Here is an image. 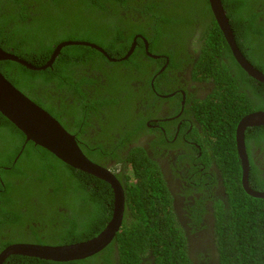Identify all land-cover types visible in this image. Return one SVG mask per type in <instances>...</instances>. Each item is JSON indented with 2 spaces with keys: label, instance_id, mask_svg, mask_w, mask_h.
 <instances>
[{
  "label": "trees",
  "instance_id": "1",
  "mask_svg": "<svg viewBox=\"0 0 264 264\" xmlns=\"http://www.w3.org/2000/svg\"><path fill=\"white\" fill-rule=\"evenodd\" d=\"M29 1L0 0V47L36 67L43 66L56 46L66 40L94 42L105 48L111 58H120L126 55L135 37L142 35L151 43V51H155L154 48L162 42L168 47L169 43L176 46L169 50L166 47L164 51L167 55L173 54V60L175 56L187 52L186 40L192 37L197 44V52L201 54L198 55L199 61L205 55L211 56V64L218 66L219 57L226 56L247 84H261L264 90V83L251 77L235 59L211 11L209 0H194L195 4L189 2L188 6H184L183 0H55L53 9L41 12L45 15L43 19L19 16L22 10H33ZM222 3L240 50L264 73V0H222ZM189 6L194 9L191 11ZM171 7L180 8L181 13L172 11ZM194 10H198L196 15L192 13ZM117 40L125 42L119 43ZM137 42L133 54L118 63L109 61L89 46L73 45L64 47L52 67L45 70H32L6 60L0 61V71L34 102L54 113L51 104L43 103L44 98H55L52 94L55 90L49 86L52 80H56V86L60 89L69 81L66 72L74 69L71 67L109 62L104 78L108 81L106 90L109 91V102L114 107L122 96L119 90H114L116 80L130 83L136 79L138 71H143L145 75L148 73L145 68L150 69L153 64L146 54L144 40L138 37ZM198 68L215 92H236L245 101L244 106L238 109V115L222 111L211 118L212 122L208 118L203 119L207 129L211 130L210 134L217 136L214 146L218 151L217 164H224L218 165L219 170L228 172L234 186L238 185L232 195L235 206L225 210L221 208L216 213L217 254L214 264H264V199L246 193L240 184L239 164L237 167L228 166L225 161L232 154L235 160L238 159L235 130L240 119L248 113L245 108L247 95L240 91L241 86L234 71L226 66L219 70L230 77L226 80L216 79L215 75H211L213 71L201 63ZM120 69L127 72V76L121 75ZM145 76L139 75L137 78ZM214 80L218 85L215 86ZM137 110L134 108L131 115L137 116ZM257 129L260 133L264 132V125L252 130L258 132ZM132 133L134 142L139 135L134 131ZM7 142L11 151L5 159L0 160V225L5 221L17 227L15 223H22L24 214L15 206H23L22 202L27 203L30 196H37L48 214L65 221L64 230L59 235L64 244L88 240L107 226L114 203V192L108 183L65 164L33 142H26L25 135L0 113V144ZM200 145L205 158L207 149ZM80 147L88 158L105 167L111 160L114 161L111 169L118 172V178L123 179L125 192L122 227L105 249L90 257L66 263L31 257L36 264H142L146 258L152 264H193L187 252V238L173 210V196L158 161L146 157L137 146L117 144L108 149L98 143L95 151L86 150L82 144ZM184 147L192 150L188 145ZM102 151L108 156L112 153L113 158L105 163L103 158L94 156L95 152ZM122 164L123 170L119 173ZM7 166L10 169H6ZM17 173L22 180L7 179V176ZM4 205H8L7 210H3ZM33 210L34 206H28L25 214ZM195 212L194 217L199 218V212ZM26 219L19 229H26L29 223ZM196 221L200 225L201 219ZM15 242L16 238L1 239L0 254L8 246L19 244ZM9 257L13 261L20 259L16 255ZM12 260L10 264H18Z\"/></svg>",
  "mask_w": 264,
  "mask_h": 264
},
{
  "label": "flooded vegetation",
  "instance_id": "2",
  "mask_svg": "<svg viewBox=\"0 0 264 264\" xmlns=\"http://www.w3.org/2000/svg\"><path fill=\"white\" fill-rule=\"evenodd\" d=\"M29 2L33 10H22L19 12V16L43 19L45 15L41 12L44 9L55 7V0H30ZM182 2H184V6H188L189 2L195 4L194 0H183ZM66 4L68 3L66 2ZM170 9L181 13L180 8L171 7ZM193 9L191 7V11ZM192 13L196 15L198 10H194ZM236 34L238 36L240 34L238 29ZM137 36L144 40L146 54L153 60V64L150 69L149 67L145 68L148 72L145 73L146 76L143 71H138L136 79L130 83L116 80L117 87L114 90H119L122 96L119 97L120 101L118 100L119 102L114 107L109 102V91L106 90L108 81H105L104 78V74H106L104 71L107 70V66H110L109 62H91L87 66L71 67L74 69L66 72L69 81L60 89L56 86V80H52L49 86L55 90L52 91L55 98L53 100L44 98L43 103L51 104L54 113L37 104L55 117L67 131L75 136L79 145L85 146L86 150L95 151L98 143L104 144V148L108 149L117 144L118 146H137L143 150L146 157L149 156L158 161L164 180L174 199L176 220L187 238L189 257L193 264H214L217 254L215 246L216 213L223 207L230 209L235 206L232 195L235 194L238 185L234 186L228 172L221 175L219 164H217L218 151L214 147L217 139L210 134L211 130L207 129L203 119L208 118L212 122L211 118L222 111L224 113L230 111L232 114L238 115V109L244 106L245 101L236 92L224 94L215 92L211 83L207 81L204 74H201L198 64L201 63L209 68V71L212 70L214 74L211 75H215L216 79L230 78L226 77V72L220 73L219 70L223 66L234 71L241 86L240 91L247 95L245 108L248 113L243 117L264 110V90L261 84L257 83L256 86L247 84L226 56L219 57L217 61L220 64L218 66L211 64V56L205 55L204 59L199 61L198 55L201 54L197 52V44L192 37L186 40L187 52L175 56L176 59L172 60L171 55L173 54L167 55L164 51L166 47L169 50L176 46L173 47L169 43L168 47L165 42H162L155 48L153 46L155 51H151V43L147 38L142 35ZM117 41L125 42V40ZM136 44L138 45V42ZM102 49L109 55L105 48ZM103 55L105 56V54ZM124 58V56L112 58L111 62L118 63V61L122 62L128 59ZM262 66L264 67V65ZM120 74L127 76V72L123 69H120ZM139 75L145 77L137 78ZM216 85L218 84L215 81ZM116 92L118 93V91ZM134 108L138 109L137 116L131 115ZM253 128H248L245 133V148L250 171L248 183L251 189L264 192V132L260 133L258 129L256 132L252 130ZM133 131L139 135V139L134 142ZM200 143L207 149L205 158ZM185 145L195 152L187 150ZM10 151L11 146L8 142L0 144V160L5 159L6 154ZM94 154V156L106 160L105 163L113 158L112 153L108 156L103 151ZM236 155L237 160L233 154L225 160L237 166V161L241 162L239 158L241 155L237 150ZM113 164L115 163L111 160L106 167L117 175L118 172L115 173L111 169ZM6 169H10V167L7 166ZM122 170L123 164L119 173ZM7 179L16 181L22 180V177L17 173L7 176ZM118 180L123 183V179L118 178ZM240 183L243 186L242 181ZM122 186L124 188L123 184ZM22 204L23 206L16 205L15 207L19 208L21 213L23 212L25 219L27 217L26 220L29 223L26 224V229H19V226L25 222L24 218L22 223H15L17 227L10 225L11 222L4 221L0 225V240L16 238L17 242L15 243L45 246L65 245L59 238L60 233L64 230L65 221L59 220L60 217L48 214L42 207L41 198L30 196L27 203L22 202ZM9 205H13V203ZM31 205L35 210L25 214V208ZM114 206L113 203L112 215ZM7 209L8 205H4L3 210ZM195 211L199 212V218L194 217ZM197 219H201L200 225H198ZM18 238H23V240ZM16 256H20L17 257L20 259L13 261L9 257L4 264H10L11 260L18 264H36L35 259L31 257ZM152 263V261H148V258L142 262V264Z\"/></svg>",
  "mask_w": 264,
  "mask_h": 264
},
{
  "label": "water",
  "instance_id": "3",
  "mask_svg": "<svg viewBox=\"0 0 264 264\" xmlns=\"http://www.w3.org/2000/svg\"><path fill=\"white\" fill-rule=\"evenodd\" d=\"M213 15L229 43L238 62L248 73L259 81L264 82V75L249 65L235 44L232 28L226 16L221 0H209ZM89 46L103 52L110 60L106 52L96 44L85 41H64L56 46L49 60L40 67L30 64L25 59L6 52L0 47V61H14L32 70H45L52 67L62 49L66 46ZM135 42L126 58L134 50ZM0 113L12 122L26 137V142L31 141L55 155L65 164L94 175L111 185L115 196L112 219L107 227L95 238L64 246H44L31 244H14L7 247L0 254V264L11 255H23L55 262L74 261L90 257L111 243L123 223L125 197L123 186L107 167L97 164L81 150L75 136L67 131L49 112L15 87L0 71ZM264 111L253 113L243 117L237 127L236 139L242 159V184L245 191L256 197L264 199V192H256L248 183V159L245 150V132L249 126H263Z\"/></svg>",
  "mask_w": 264,
  "mask_h": 264
},
{
  "label": "bare ground",
  "instance_id": "4",
  "mask_svg": "<svg viewBox=\"0 0 264 264\" xmlns=\"http://www.w3.org/2000/svg\"><path fill=\"white\" fill-rule=\"evenodd\" d=\"M222 1V0H221ZM210 3V2H209ZM222 5H223V3H222ZM211 7V6H210ZM224 8V7H223ZM225 9V8H224ZM211 11H212V9H211ZM226 11V10H225ZM226 16H227V11H226ZM227 18H228V16H227ZM228 20H229V23H230V19L228 18ZM230 25H231V23H230ZM231 28H232V26H231ZM232 33H233V37H234V41H235V44L237 45V47H238V50L240 51V53H241V55L244 57V59L246 60V62L249 64V65H251L254 69H256L258 72H260V73H262L263 75H264V73L262 72V71H260L259 69H257L247 58H246V56L242 53V51L240 50V48H239V45H238V43H237V40H236V37H235V34H234V32H233V29H232ZM137 38H138V36L137 37H135V39H134V42H135V46H134V50H135V47H136V42H137ZM85 42H88V41H85ZM133 42V43H134ZM90 43H92V42H90ZM93 44H96V43H93ZM229 44V43H228ZM97 45V44H96ZM133 45V44H132ZM99 46V45H98ZM99 47H101V46H99ZM130 50H131V48H130ZM130 50L128 51V53L130 52ZM231 51H232V49H231ZM100 52V51H99ZM134 51H132V53H133ZM101 53H103V52H101ZM127 53V54H128ZM131 53V54H132ZM232 53H233V51H232ZM104 54V53H103ZM107 54V53H106ZM131 54H130V56H131ZM108 55V54H107ZM233 55H234V53H233ZM106 56V55H105ZM109 57H110V55H108ZM107 57V56H106ZM124 57H126V55L124 56ZM234 57H235V55H234ZM108 58V57H107ZM111 58V57H110ZM109 59V58H108ZM112 59V58H111ZM235 59H236V57H235ZM110 60V59H109ZM237 60V59H236ZM110 61H112V60H110ZM237 62H238V60H237ZM239 63V62H238ZM31 64V63H30ZM239 65H241L240 63H239ZM241 67L248 73V71L241 65ZM249 74V73H248ZM250 75V74H249ZM251 76V75H250ZM252 77V76H251ZM254 78V77H253ZM254 79H256V78H254ZM257 80V79H256ZM259 81V80H258ZM259 82H261V83H264V82H262V81H259ZM262 111H264V110H262ZM262 111H258V112H262ZM258 112H255V113H258ZM253 114V113H252ZM250 115V114H249ZM242 119V118H241ZM240 119V120H241ZM240 122V121H239ZM239 122L237 123V127H238V124H239ZM237 127H236V130H235V135H236V131H237ZM250 127H256V126H249L248 128H250ZM247 128V129H248ZM209 130V129H208ZM246 133V132H245ZM215 138L217 139V136H215ZM235 142H236V144H237V139H236V136H235ZM80 146V145H79ZM81 148V147H80ZM82 150V149H81ZM236 150L238 151V153H239V149L238 148H236L235 149V153H236ZM83 151V150H82ZM86 155V154H85ZM226 161V160H225ZM227 162V161H226ZM98 164V163H97ZM100 165V164H99ZM219 165H224L223 164V162H221V164L219 163ZM227 165L228 166H230V163H228L227 162ZM249 169H248V174H249ZM118 178V177H117ZM121 183V182H120ZM121 184H123V183H121ZM123 191H124V188H123ZM124 197H125V192H124ZM114 203H115V196H114ZM172 206H173V210H174V212H175V204H174V200L172 201ZM221 210H225V208L223 207ZM176 213V212H175ZM111 219H112V217H111ZM123 219H124V216H123ZM111 221V220H110ZM109 221V222H110ZM109 222H108V224H109ZM107 224V225H108ZM123 224V223H122ZM107 227V226H106ZM105 227V228H106ZM122 227V226H121ZM104 228V229H105ZM103 229V230H104ZM121 229V228H120ZM102 230V231H103ZM101 231V232H102ZM119 232V231H118ZM117 232V233H118ZM99 235V234H98ZM98 235H96V236H98ZM117 235V234H116ZM115 235V236H116ZM96 236H94V237H92V238H90V239H88V240H91V239H93V238H95ZM115 238V237H114ZM88 240H85V241H88ZM113 241V240H112ZM111 241V242H112ZM82 242H84V241H82ZM78 243H80V242H78ZM19 244H23V243H19ZM72 244H76V243H72ZM14 245V244H13ZM31 245H34V244H31ZM65 245H70V244H65ZM11 246V245H10ZM45 246V245H44ZM62 246H64V245H62ZM9 247V246H8ZM4 251V250H3ZM2 251V252H3ZM1 252V253H2ZM6 261V260H5ZM5 261H4V263H5ZM55 262V261H54ZM64 262H71V261H64ZM3 263V264H4Z\"/></svg>",
  "mask_w": 264,
  "mask_h": 264
},
{
  "label": "clouds",
  "instance_id": "5",
  "mask_svg": "<svg viewBox=\"0 0 264 264\" xmlns=\"http://www.w3.org/2000/svg\"><path fill=\"white\" fill-rule=\"evenodd\" d=\"M236 148H238V147H237V144H236ZM245 150H246V148H245ZM239 158H240V160H241V162H240L241 164H240L238 161H237V163L239 164V167H240V170H241V171H240V177H241V181H242V174H243V170H242V159H241V157H239ZM230 164H231V165H234V164H232V163H230ZM235 167H237V166H235ZM219 171H220V170H219ZM220 173H221V175H223V173H225V172L222 173V172L220 171ZM248 178H249V174H248ZM240 184H241V183H240ZM242 185H243V184H242ZM241 187H242L243 190L245 191L244 187H243V186H241ZM252 190H254V189H252ZM254 191H255V190H254ZM245 192H246V191H245ZM256 192H257V191H256ZM258 192H259V191H258ZM246 193H247V192H246Z\"/></svg>",
  "mask_w": 264,
  "mask_h": 264
}]
</instances>
